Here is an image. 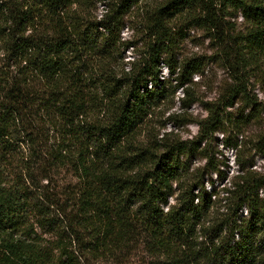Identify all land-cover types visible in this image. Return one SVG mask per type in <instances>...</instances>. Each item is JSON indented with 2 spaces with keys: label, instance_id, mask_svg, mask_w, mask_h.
Instances as JSON below:
<instances>
[{
  "label": "trees",
  "instance_id": "1",
  "mask_svg": "<svg viewBox=\"0 0 264 264\" xmlns=\"http://www.w3.org/2000/svg\"><path fill=\"white\" fill-rule=\"evenodd\" d=\"M96 1L105 11L91 17L94 0H0V264H264V173L243 151L262 113L246 72H261L264 0L144 6V47L129 70L119 57L134 45L122 30L147 0ZM230 11L244 31L232 33ZM175 20L213 31L234 83L202 101L206 116L188 120L193 137L170 131L145 142L171 93L183 91L181 109L198 102L188 84L199 64L177 60ZM219 132L238 167L220 189L205 183L209 172L227 177ZM254 147L264 152V138ZM64 168L77 181L61 202L49 184Z\"/></svg>",
  "mask_w": 264,
  "mask_h": 264
},
{
  "label": "rangeland",
  "instance_id": "2",
  "mask_svg": "<svg viewBox=\"0 0 264 264\" xmlns=\"http://www.w3.org/2000/svg\"><path fill=\"white\" fill-rule=\"evenodd\" d=\"M162 0H147V2H141L139 6L132 8V11L127 15L125 20V27L122 30V37L126 40H129L133 47L121 49V57H119L120 69L123 67L126 70H129L131 67V62L136 59L141 51L143 50V40L145 39L143 35V26H142V17L143 12L142 8L144 6L156 5ZM95 3L91 4L89 15L92 16H101L105 9L104 5L100 2L94 0ZM226 19L231 22V26L234 28L232 33H238V31H244L246 22L241 14H235L230 11L227 14ZM173 32L177 36V48L175 49V56L177 60L183 61L186 59L194 58L197 59L195 63L199 64V72L194 73L192 76V81L188 84L190 87V92L195 99H198V102L194 103L188 109H181V101L179 98L183 96V91L178 89L175 94L171 93L170 98L164 103H162L158 108H155L154 114L148 123V129L142 131L140 137L141 140L147 141V135H159L166 132L173 131L179 134L182 138H191L198 132V126L194 122H189L188 120L193 117V119L201 118L206 116L207 112L203 108L204 101H215L219 98L220 94L234 83L232 76V69L227 66V61L221 55L220 49L221 45L219 44L218 39L213 34V31L202 26H192L187 28V25L184 24L181 28L180 20H175ZM2 54V53H1ZM3 56V54L1 55ZM261 72L259 75L253 74V72L247 71L246 74L250 75L249 82V92L252 97L257 99L260 104L262 111L261 118L257 122H251L246 128L245 138L248 143L243 147V151L248 156V162L259 172L264 173V152L258 151L254 147V143L261 137L264 138V84L259 80L263 81L264 78V57L260 61ZM162 73L165 77L168 76L167 68L164 66ZM263 72V73H262ZM175 78H169L171 81ZM264 82V81H263ZM175 83V81H173ZM203 101V102H202ZM242 102L240 99L235 100V106L231 107L230 110L235 114ZM251 108H246L245 113H249ZM183 113V116L180 117V121H173L170 119V116L175 113ZM192 114V115H189ZM186 121V122H185ZM247 135V137H246ZM234 136V132L229 131L228 137ZM214 144H218V149L222 150V155L220 154L219 158L224 161H228V166H221V169L227 174V177L222 180L219 173L209 172L206 174L205 183L206 185H211L212 182L215 183V187L220 189L228 180L237 172L238 167L234 161L235 152L233 149H230L222 145V132L215 134ZM253 140L251 143L250 141ZM28 154V148L24 146L19 152V156L23 157ZM205 161L201 159H192L193 165L204 164ZM19 169V168H18ZM17 169V172H18ZM51 176L54 179L52 184L50 183V188L59 193V198L61 202H66L68 194L73 190L74 184L77 179L72 176V173L64 169H59L57 171L51 172ZM211 181L210 183H208ZM42 185L48 184L47 180H42L40 182ZM36 190V188H34ZM39 189L36 192H40ZM111 264V263H107Z\"/></svg>",
  "mask_w": 264,
  "mask_h": 264
}]
</instances>
